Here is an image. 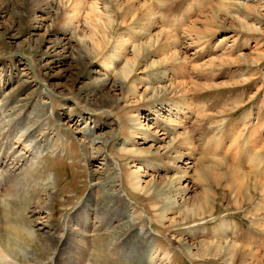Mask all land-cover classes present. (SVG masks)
Masks as SVG:
<instances>
[{
  "label": "rangeland",
  "instance_id": "374dc122",
  "mask_svg": "<svg viewBox=\"0 0 264 264\" xmlns=\"http://www.w3.org/2000/svg\"><path fill=\"white\" fill-rule=\"evenodd\" d=\"M70 1L73 5L74 0ZM70 1L0 0V244L16 235L12 229L32 233L28 251L20 254L23 264H74L77 260L84 264H148L147 258H151V264H226L221 256L193 260L178 242L182 225L176 213H165L175 219V224L159 217L163 202L156 198L174 192L170 179L179 172L164 157L154 151L148 153L151 145L160 143L153 142L146 128L163 127L161 120L153 117L156 99L142 93L146 85H135V97L129 98L128 92L135 76H141L139 72L160 57L147 50L137 61L135 76L124 80L122 72L124 61L133 60L132 46L149 41L155 29L132 41L124 58L113 62L108 56L114 52L119 55L117 43L127 33L121 25L125 12L117 0H82L76 13L78 23L67 15L73 13L65 9ZM144 1L153 4L159 25L176 33L177 51L188 61L182 80L188 89L185 102L192 110L188 115L185 112L183 123L186 144L190 143L193 150L190 162L201 161L196 158L200 154L205 157L200 163L204 167L222 160L233 166L245 165L247 172L255 170L262 161L252 168L244 150L237 161L236 147L240 143L237 146L231 142L225 150L231 161L213 157L212 142L201 149L221 130L231 132L226 124L239 119L243 112L250 111L251 119L242 121V128L238 129L242 122L237 124V131L242 133L264 116V86L259 85L263 84L264 56L257 64L251 63L250 57L236 60L242 53L264 50V0H252L249 7L239 6L241 0H232L225 5V14L220 12L222 0ZM48 2L57 11L51 10L46 18L41 8ZM85 13H90L89 17ZM195 18L204 23L195 26L197 31H187ZM228 35L225 42H220ZM42 55L44 60L38 63ZM215 59H221V63ZM45 60L49 64L43 69ZM248 71L255 73L250 76ZM105 75L108 80L101 87ZM245 77L255 79L234 83ZM167 113L164 115L172 114V119L173 113ZM164 125L170 127L168 122ZM173 137L174 132L169 134ZM33 142L40 149L30 147ZM131 149L136 153H128ZM14 157L22 161H11ZM130 169L140 170L142 186L148 184L153 193L142 195L127 187ZM219 171L223 173V168ZM195 172L193 168L188 173L191 195L202 191ZM249 185L252 200H257L258 194ZM211 188L216 196L210 203L212 216L196 221L199 232L192 240L196 243L208 242L215 231L217 236L224 235L217 233V224L250 208L245 198H237V208L226 189ZM98 204L102 213L96 217ZM223 206L226 212L221 210ZM79 217L87 221L85 248L79 245L84 240L77 245L68 241V233L74 241L79 240ZM257 217L261 218L260 212ZM97 218L112 223L113 231H106L102 239L96 236L101 223ZM205 226H213L209 238L211 231H205ZM140 231L147 234L140 235ZM219 239L222 243L226 240L225 236ZM142 258L146 260L142 262ZM239 261L235 253L229 264Z\"/></svg>",
  "mask_w": 264,
  "mask_h": 264
},
{
  "label": "bare ground",
  "instance_id": "6f19581e",
  "mask_svg": "<svg viewBox=\"0 0 264 264\" xmlns=\"http://www.w3.org/2000/svg\"><path fill=\"white\" fill-rule=\"evenodd\" d=\"M66 1L68 0H60L61 4H65ZM231 1L232 0H222L221 2L222 5H220L221 6L220 12H223L225 14L227 11L225 5H227ZM251 1L252 0H247L246 2V0H241L238 1L237 4H239V6L241 5L243 7H249L248 3H251ZM70 2L71 3L70 4L68 3L69 5L65 9H68L69 13L70 12L73 13L72 14L70 13L71 15L69 14L67 15L70 17V19L78 23L77 17L79 16H77L76 13L77 11L81 10L82 0H74L73 5H72V1ZM117 3H118V7H121L120 10L123 9V11L125 12L121 20V25L127 28V33H125L124 35L125 37L124 36L120 37L117 43V45L119 44V55H117V53L114 52L115 54L112 53L113 55L108 56V58H111L113 62L121 57L124 58L123 54L127 51L128 45L132 44V41H139V39L143 38L144 35L147 36V33H149L151 29L153 28L155 29L153 38H150L149 41L137 44V46L135 45L132 46V52H134L133 60L129 61V59L125 58L126 60L124 61L122 72L125 74L124 80H126L129 76L131 77L135 76L134 72L135 70H137L136 69L137 61L139 60L140 55L146 52L147 50L151 51L152 55H156L160 57V59L157 62L150 64L147 68L141 71L139 70L140 72L138 71L139 74H141V76L139 77L135 76L134 81L131 82L129 86L130 91L128 92L129 98L135 97L136 96L135 85L137 87L138 84V88L141 87V85H146V87H142L143 88L142 93L146 96L149 95V97H152V99L154 98L156 99L155 102L153 103L154 104L157 103L158 106L155 108L156 110L154 109L155 111H153V113L155 114V115L153 114L154 115L153 117L155 119L159 118L161 120L163 127L162 129L160 128L156 129L154 127L146 128L147 132L151 135L153 142L160 143V145H158L157 147H155V145H151L150 147L152 148L148 150V153L151 154L154 151L153 153L155 155L164 157L167 161H169L172 165H174V167L179 172V176L170 179L171 184L174 186V192H172L169 196L158 195L156 198L159 202L161 200L163 202V213H162L163 216L160 215L159 217L162 219L163 222L169 220L171 224H175L174 222L175 219L171 217L168 218L167 215L171 216V215H175L176 213L182 225L180 231L179 232L177 231L178 236L180 237L179 238L177 236L178 242L184 247V251H186L193 260L206 259L207 256H211L212 258L221 256L224 262H226V264H229L235 253H238L239 255H241L240 264H257L253 262V260L257 256L251 252L249 247L238 246L231 241L229 234L230 229L226 226V224L223 221H221L217 225L216 230H218L217 232L218 234L224 233V235L217 236L215 231V237H212L211 240H209L208 242L204 240L198 241L197 243L195 241H192L196 237V234L199 232L198 229L199 226L196 224V221L198 219L199 222L204 220L205 215L209 217L212 216V209H211L212 204L210 203L212 202V199L215 198L216 196L210 191L209 188L210 183L212 186H215V188H221L222 190L226 189L230 194L231 202L235 207H239L240 201L238 202L237 200L238 197L239 199L245 198L249 203H254V210H253L254 215H257V213L260 212L261 214H263V219H264V184L255 177H251L250 171L247 172L245 165L233 166L232 163H225L222 162V160H216V162H214L213 167H204L200 163L202 160L205 159V157L201 156L200 154L199 157L196 158L200 159L201 161L196 162V160H194L195 163L190 162L193 161V160H189L190 156L193 153V150L191 148L192 146L191 147L189 146L190 143L188 145L186 144L187 131L184 130L183 123L188 113H190V111L192 110L189 109L188 107L189 105L188 106L186 105L185 98H187L186 96L188 94V89L186 82L182 80L184 78L183 74H185V66L188 61L186 62V58L184 55H182L180 50L177 51L178 43H179L177 39V35L176 33L166 29V27L159 25V22L157 20L158 17L156 16V14L153 13L152 10L153 7L152 3L146 2L144 0H117ZM51 10L57 11V8H53V4H51L50 2H48L43 9L41 8V11L45 13V15H47L46 18L49 17ZM58 12L56 13L58 14ZM85 14L86 16H88V14L90 13H85ZM226 16L227 19L233 18V17L232 18L229 17L228 15ZM89 19L92 20L91 18ZM227 19H225V21H227ZM37 21H38L37 18L34 17L33 19L34 24L38 23ZM203 23L204 21L195 18L191 20L190 25L186 27V29L187 31L189 30L194 31L197 29L195 28L196 25ZM73 27L75 26L73 25L71 28ZM229 37H230L229 35L223 36L220 39L221 40L220 42H225V40H227ZM259 50L260 51H254L247 54L242 53L236 60H244L246 57H250L252 61L251 63L257 64L259 61L263 59L262 57L264 56V50L262 48H259ZM41 60H44L43 55L40 57V60H38V63ZM215 60L217 62L221 61V59L219 60L215 59ZM236 60L233 61L237 62ZM45 61L46 64L43 65V69H45L49 64L48 60ZM233 61L231 63H233ZM38 71L41 72L42 68L39 67ZM246 73L250 76H253L255 72L248 71ZM252 79L255 78L245 77L242 79V81H236L234 83L237 84L239 82H245V81L247 82ZM107 80H108L107 75H105L104 80L100 82L101 87H103L105 83H107ZM163 81H167V84H163L164 86L161 85ZM262 82L263 84L261 82L259 84L261 85V87L264 86V77L262 79ZM154 83H157L159 85H152ZM143 94H141V96H143ZM1 110L2 109L0 108V111ZM167 112L173 113L172 119H169V117L172 114L169 117L168 115L165 116ZM185 112H187V115ZM167 122H168V126H170L168 128H166L164 125V124L167 125ZM177 128L178 130L176 131ZM137 129L141 130L142 128L140 129V127H138ZM258 130L255 132V134L252 135V137L255 135V139L258 136L256 134L259 133ZM173 132L175 133V137L169 138V134ZM238 139L239 136L234 137V139L232 140L233 143L237 144ZM248 139L250 140L251 138L249 137ZM29 146L32 147L33 149L39 147V146H35L34 142L29 144ZM262 152H264V138L253 154H249V155L244 154L245 158L251 161L252 168L256 167L262 161L263 158L261 157ZM125 153H127V151ZM128 153L133 154L136 152L134 149H131L129 150ZM16 159L22 161L21 160L22 158L19 157H14L12 158L11 161H15ZM179 161L181 162L179 163ZM131 166H134V164H132ZM193 168L196 169L195 175L197 176V183L199 186L202 187V191L201 193L191 195L190 194L191 185L188 182L189 181L188 173ZM222 168H223V173H220L219 170ZM139 173H140L139 169L128 170L126 174L127 187L131 191L141 193L142 195L153 193L151 192V190H149L148 184L146 186H142L141 174ZM248 183L252 185L251 189L255 195L259 194L262 196V199L259 202L252 200V197L249 194V187L247 186ZM169 198L172 200H169ZM95 207H97L98 210L100 211L95 214L97 217L98 214L102 213L101 210L102 207L101 204H98ZM126 207L127 205L125 204V208ZM154 208H156V205L154 206ZM126 210H128V208H126ZM165 213H167V215H165ZM78 222L82 224L81 225L82 229L79 230L78 232L79 234L76 233L77 235H79V240L74 241L71 234L68 233L69 235L68 241H70L73 244L76 242L81 243L84 240V243L82 242L79 245L82 246V248H85L88 245L86 243L85 235H84V230L87 227V221H85L84 223V220L80 219L79 217ZM99 222L101 223L100 225H98V233L96 232L97 233L96 236L97 238L102 239L104 238L106 231H109L111 233L113 231V228H112L111 220L106 219L105 221L104 220L100 221L98 219V223ZM262 222L264 223V220ZM0 223H1V219H0ZM118 226L119 225H116L115 228H118ZM124 227L125 226L122 227L120 226L119 228H124ZM81 234L82 237L80 236ZM146 234L147 233L145 231H140V235H146ZM224 236L226 240L222 243L220 242L221 240L219 238H222ZM77 244L78 243H76V245ZM145 260L146 259L142 258V262H144ZM77 261L74 264H84V263H80V261L78 263ZM107 261H109V259H106L105 262ZM146 261L148 262V264H151V258H147Z\"/></svg>",
  "mask_w": 264,
  "mask_h": 264
},
{
  "label": "crops",
  "instance_id": "0c3cea01",
  "mask_svg": "<svg viewBox=\"0 0 264 264\" xmlns=\"http://www.w3.org/2000/svg\"><path fill=\"white\" fill-rule=\"evenodd\" d=\"M250 114H251L250 111H245L239 116V119L234 118V120L232 122L227 123L226 124L227 129L231 130V132L226 133L225 130H224V132H222V130H221L219 132V134L212 137L213 140H212V138L207 140L206 144L203 145L201 150H204V147H206L207 144H209L211 141H213L214 143L212 142L210 144L213 146V148H212L213 157H215L217 159H223L225 161H231V158H230L231 156L226 154L225 150L227 149L228 145L231 144V142H233L232 140L234 139V137L239 136L237 146H238V143H240L241 146L236 147L238 150L237 161H239V159H240L239 156L242 154L243 150L247 153V155L253 154L255 152L256 148L260 145V143L263 141V138H264V116L260 117V121H257L255 123H250L251 126L249 127L248 131H246L244 133L237 131L240 127L241 128L244 127V122L249 121V119H251ZM247 118H249V119L246 120ZM235 119H237V120H235ZM242 121H244V122H242ZM241 122H242V125H240L237 129V124H239ZM218 124L220 126V123H218ZM259 127L261 129H259ZM257 130L259 133H256L258 136L255 139V135L253 137H252V135L255 134V132ZM249 137L251 138L250 140L248 139ZM217 150H219L218 154H216ZM262 154H263L262 162L255 168V170L250 171V175H251V177H256L259 181H261L264 184V152H262ZM247 170H249V168H247ZM209 185H211V184H209ZM249 186L251 189L252 185L250 184ZM211 187L212 186H210V189L213 190V188H211ZM252 198H254V196ZM261 199H262V196L258 194L257 200H254V201L259 202ZM234 209H235L234 210L235 212H238V210H236V208H234ZM221 210L226 212L224 209V206L221 207ZM253 210H254V203H250V208L246 211V213H238L235 215H230L225 219L226 221H223V222L230 229L229 234H230L231 241L235 245L242 244V245H238V246L249 247L251 252L257 256L253 260V262H255L257 264H264V223L262 222L264 220L263 214L260 213L261 218L255 217L257 215H254ZM232 212H233V210H232ZM212 229H213V226H212ZM212 229H209V227L205 226V231H207V230L211 231L208 238L211 235H213ZM233 236H234L235 240H233ZM211 237L209 238L210 240H211ZM208 238H204V239H208ZM236 240H238L240 243H237ZM239 256H240V260H241V255H239ZM238 264H240V261Z\"/></svg>",
  "mask_w": 264,
  "mask_h": 264
},
{
  "label": "clouds",
  "instance_id": "9594fccd",
  "mask_svg": "<svg viewBox=\"0 0 264 264\" xmlns=\"http://www.w3.org/2000/svg\"><path fill=\"white\" fill-rule=\"evenodd\" d=\"M12 231L16 235L10 237L6 243L0 244V264H23L20 254L28 251V242L33 238L30 232H17L16 229Z\"/></svg>",
  "mask_w": 264,
  "mask_h": 264
}]
</instances>
